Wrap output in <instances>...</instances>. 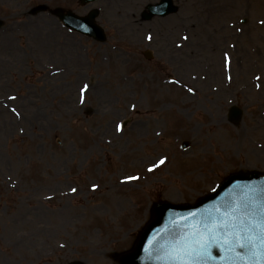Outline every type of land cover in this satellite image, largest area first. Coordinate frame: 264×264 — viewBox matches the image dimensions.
<instances>
[{
	"label": "rangeland",
	"instance_id": "rangeland-1",
	"mask_svg": "<svg viewBox=\"0 0 264 264\" xmlns=\"http://www.w3.org/2000/svg\"><path fill=\"white\" fill-rule=\"evenodd\" d=\"M158 1L0 0L3 264H114L154 202L264 173V0H173L176 13L143 20ZM91 8L104 42L56 14ZM163 79L169 96L149 102Z\"/></svg>",
	"mask_w": 264,
	"mask_h": 264
},
{
	"label": "water",
	"instance_id": "water-1",
	"mask_svg": "<svg viewBox=\"0 0 264 264\" xmlns=\"http://www.w3.org/2000/svg\"><path fill=\"white\" fill-rule=\"evenodd\" d=\"M149 10L146 18L154 14L165 15L174 11L175 7L171 5V0H163L160 4L149 6ZM59 15L69 26L101 40L105 38L102 29L93 23L96 12H91L86 18L76 17L72 13L59 12ZM231 113L233 120H238L241 110L234 107ZM237 208L236 216L243 218L242 213L248 212L260 218L264 210V176L256 172L233 174L217 191L195 204L156 203L154 218L140 234L135 248L122 254L118 264H188L189 257L177 256L175 249L182 242H186V246H193L195 233L202 235L207 247L198 249L191 257L190 264H244V259L249 255L247 249L237 248L236 252H231L222 231L209 233V229L220 224L226 214L230 219L233 209Z\"/></svg>",
	"mask_w": 264,
	"mask_h": 264
},
{
	"label": "snow or ice",
	"instance_id": "snow-or-ice-1",
	"mask_svg": "<svg viewBox=\"0 0 264 264\" xmlns=\"http://www.w3.org/2000/svg\"><path fill=\"white\" fill-rule=\"evenodd\" d=\"M237 211H239V208L233 209V214L230 219L226 214V218L220 224L213 225L209 229V233L217 230L222 231L227 238L226 242L229 244V251L231 252H236L237 248L247 249L249 255L244 259V264H264V210H262L259 219L248 212H243V218H241L235 215ZM192 245L186 246V242H182L175 249L177 256L189 257L188 264H190L191 257L196 254L198 249L207 247V242L203 240L200 233H195L192 239Z\"/></svg>",
	"mask_w": 264,
	"mask_h": 264
},
{
	"label": "bare ground",
	"instance_id": "bare-ground-1",
	"mask_svg": "<svg viewBox=\"0 0 264 264\" xmlns=\"http://www.w3.org/2000/svg\"><path fill=\"white\" fill-rule=\"evenodd\" d=\"M209 62H211V61H206V66L199 67L200 68V72H199L200 74H198L199 76L203 73V70H206V67L207 68H209V67L211 68V64L212 63H209ZM185 64L188 65L187 68H189V69H186V70L185 69H181V74L182 75H186L190 80L193 81L196 78V76H197L196 75V71H194V67H192L193 66V62H192V60L185 61ZM211 74L212 73L209 72V75H205V76H209L210 79H212L213 76ZM177 81L178 82L179 81H182V79H177ZM192 81L187 82V83L188 84H193L194 82H192ZM167 83L168 82H166L163 79L161 82L158 81L157 83L154 82V83L149 84V86L146 89L147 91H149V102H151V101H153V102L154 101L155 102H159V101L165 99L167 96H169V94H168V92L166 90L167 89V87H166ZM180 83H182V82H180ZM187 98L190 99L192 97L188 96ZM210 105L214 108V105H212V104H210ZM227 136L228 135H226L224 133V134H222V137L221 138H225ZM112 137L116 138L117 136L116 135H112ZM136 144H137V140L134 142V145H136ZM90 149H93V148L90 147ZM134 153H135V150H134L133 154ZM127 179H128L127 178V175L126 176H123L122 179H121V182H123V181H125ZM0 264H3V263L0 262Z\"/></svg>",
	"mask_w": 264,
	"mask_h": 264
}]
</instances>
